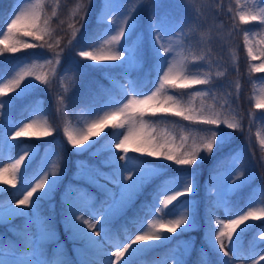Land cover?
Masks as SVG:
<instances>
[{"label":"snow or ice","instance_id":"snow-or-ice-1","mask_svg":"<svg viewBox=\"0 0 264 264\" xmlns=\"http://www.w3.org/2000/svg\"><path fill=\"white\" fill-rule=\"evenodd\" d=\"M20 3H24V0H20ZM111 0H102L103 6L106 8L110 5ZM261 4H264V0H260ZM38 5L26 4L23 8L17 6L12 14L3 22L0 26V35H4V30L7 28L8 34L11 35L12 30L17 28L18 25H27L23 35L32 37L33 42L28 43L19 37L12 43L11 47L7 49L0 48V55L5 52L16 53L23 49L33 48H53V45L45 40L46 36L50 37L48 31V19H42V14L38 11ZM136 9H128L125 12V18L115 30V34L110 37L108 43L118 45V50H109L101 55H94L91 52L81 50L79 56L86 57L96 64L84 65L83 67H77V62L69 61V67L67 71H76L80 76L85 74L86 68L91 67H112V64L99 63L104 62H119L116 67H120L130 70L136 64L144 58L143 49L141 46L135 48L129 47L127 44L128 39L131 36L136 24V17L132 15ZM55 15V13H53ZM131 17V21L129 19ZM246 17H250L251 20H259L264 25V8H261L259 14L241 12L239 14V20L245 21ZM100 21L98 20V23ZM150 27L154 30L153 35V57L156 61L154 70L156 71V82L159 87L152 93L151 96L138 90L139 86L133 87L132 85L124 86L119 85V82L114 83V87L121 88H133L135 95L131 99L127 100L122 107L117 108L114 112L105 113L103 120H107L109 116L115 117L117 114L124 117L119 124L120 128L124 127L125 122L131 124L135 121L136 117L131 114L134 107L139 104L146 103L148 100L156 98L157 94L164 91L165 85L169 82L175 84L176 81H185L181 84V87H188V83L196 85H208V91L211 92L214 87L211 73L204 77L200 76H185L181 74L183 69H174L168 59L169 49L163 48L159 43L161 40L160 32L163 31L159 24H152ZM19 31V29H17ZM8 36H5L7 39ZM247 38V36H246ZM124 40L122 44L121 41ZM71 44V41H69ZM90 46V44H89ZM248 54L255 59V54L252 52L251 47L248 49ZM55 62H60V53L55 54ZM46 63H53L52 60H46ZM35 65L22 68L16 75L7 80L6 73L0 69V93L5 90L14 92L13 96L8 98V101L0 100V110L14 106L15 101L23 99L26 95L39 87L37 81H42L47 84L48 81L42 75H37L32 68ZM165 68L167 69L165 71ZM259 71L260 69H256ZM11 70H9L10 72ZM162 73V75H161ZM33 77L25 82V77ZM110 80H114L109 75ZM205 93L197 91L195 95L200 96ZM138 96H143L144 99H137ZM174 100L173 96H168L160 106L150 108L152 112H170L172 107H175V115L182 116L185 120L202 124L206 127L201 131L207 133V135L201 137L198 142H194L193 145L183 152L177 154L175 151L168 150L169 140L167 138L158 139L155 136L147 135L140 143H138L134 149L137 153L147 154L148 156L155 157L157 160L171 161L175 165L189 166L195 169L198 162L205 159L207 156L213 153H222L219 160L216 162L215 170L213 171L208 181V196L210 199L205 203V216L207 224V232L210 235V244L207 245L209 250H214L215 256L211 264H232V258H239L242 254L241 248L238 242L241 239L242 234L246 229L250 227L247 223L250 219H260L264 216V209H260L261 215H257V209L252 208L243 214L236 213L235 218L228 216L227 222L217 219L213 223L215 216L214 209L224 205L227 206L228 197L230 193L238 190L245 181L252 175L249 173L246 176L244 170L230 171L236 163V158L231 156L230 152H225L228 149L232 136L236 130H243V124L241 122H233L232 120L222 118L221 114L201 106L199 111L192 107L182 108L179 105L164 106L167 101ZM257 109H264V98L258 99L256 102ZM91 111H98L96 108H92ZM0 115L4 117V120L8 119L7 113L0 112ZM142 118L143 113L141 112ZM264 119V113L260 116ZM103 120H94L91 124L87 125L86 130L73 131L69 127L63 129L67 136V141L70 143L77 152L88 151L96 145L97 141H92V144L84 147L86 142L92 137L98 136L104 129ZM111 123V121H108ZM99 125L98 130H94ZM223 125V126H222ZM33 124H24L23 128L18 131L14 130L16 126L10 129L9 133L5 135H12V139L16 137L27 136L29 133L25 132V128L32 127ZM3 127V121H0V128ZM231 130V132L229 131ZM51 134V130L44 127L39 133H32L33 136H48ZM117 136L116 140L109 141L106 146L102 145L100 150H107L111 153L109 158L101 162L103 167L110 169L109 172H103L96 165H90L85 161L77 160L75 162L77 168V179H83L86 183L95 184L104 193L105 200L102 202L99 208L92 209V215L95 217V221L92 219L84 218L81 208L76 204L73 199L72 193L76 191L75 186L69 185L65 189V193L62 197L61 203L63 205L62 216L65 230L71 234V238L80 242L81 247L76 249L77 252V264H137L138 260L147 256L148 253L154 252L156 247H162L166 242H170L175 239L174 236H168L164 233L157 231V228H166L167 233H177V229H180V233L194 230L197 226L199 205L191 199L194 193L193 184L186 181L185 176L173 177L168 180L161 181L151 194L153 200L152 204L153 215L155 211L161 206L168 209L174 201H177L179 197H188L187 202L180 201L184 209L187 211L179 214L175 219H168L166 222L157 221L153 219L149 225L147 220H144L143 224L138 227V231L141 234H137L133 237L129 236L125 242L121 243L118 239L113 238L112 230L109 225L112 223L115 217L120 215L131 203L139 196L145 187L149 185L155 177L158 175L152 166L143 165L142 162L136 164L140 167H129L128 146L129 140L133 133L131 128L127 135L123 132L114 133ZM119 136H123V139H119ZM261 144H264V139L261 140ZM201 153H204L202 156ZM97 153H92L95 156ZM26 151L24 155H21L19 159L15 160L14 164L9 165L13 171V180L16 179L15 173L20 170L22 161H25V156H28ZM34 155V154H33ZM31 156H29V162ZM120 161H124L121 164ZM28 167V163L25 164V168ZM238 167V166H237ZM67 169V160L64 161V170ZM146 169H150L146 171ZM0 171H8V169H0ZM82 171L88 172L87 175H81ZM42 175V178H40ZM191 179H194V174H189ZM97 177L102 178L106 183L101 184ZM63 178V172H52L51 177L47 172L34 173L33 177L28 178L23 174L21 175V185L24 194L22 198L10 200L6 207L0 205V223L5 218H12L15 216H25L26 223L24 227L23 243L9 244L7 245V255L9 259L3 258L5 256V244L0 240V264H69V261L65 258L63 252H58L55 249L51 252L45 251V245L47 242L55 238V231L52 225L51 217H44L40 215L41 203L47 199H51V194ZM8 184H12L13 181H6ZM113 187H109L108 185ZM179 185V186H177ZM81 192L85 190L81 189ZM35 194V196H34ZM89 197L91 194H87ZM162 196V199H161ZM54 210V205L51 206ZM175 215L173 209H168L165 215ZM35 224L37 226V234L33 235L30 231V226ZM99 225V227H97ZM147 228V230H145ZM239 229V232L237 231ZM235 237V238H234ZM99 238V239H98ZM227 239L228 243H225ZM259 244H264V231L257 235V238L253 241V248L256 246V241ZM156 242V243H153ZM113 246L114 251H108L107 246ZM60 245L57 242V248ZM21 249H25L31 252V258H19L16 253ZM195 250L194 243L184 242L181 250L176 254L175 264H189L188 257L191 256ZM227 258V259H225ZM251 264H264V248H262L256 255L251 258ZM192 264H206L205 256L203 252H197V259Z\"/></svg>","mask_w":264,"mask_h":264},{"label":"trees","instance_id":"trees-1","mask_svg":"<svg viewBox=\"0 0 264 264\" xmlns=\"http://www.w3.org/2000/svg\"><path fill=\"white\" fill-rule=\"evenodd\" d=\"M91 1L92 0H24L25 4L35 3V5H38L39 7L37 10L41 12L42 19L49 20L48 31L51 38L46 36L45 40L52 44L53 48H21V50L16 53L5 52L3 55H0V69L4 70L7 74L6 79L3 82L6 83L7 80L12 79L16 75L12 69L14 62L21 56L30 53L43 51H47L54 55L60 53V56L62 57V66L65 65L71 57L79 58L84 65L98 63L93 62L86 57L79 56V52L84 50L93 53L96 42L106 31V25L109 20L106 11L110 9L111 3L105 8L102 4V0H94V9L91 13V11L87 12L88 5L90 4L91 6ZM123 1L131 9H136V11L133 12V15L136 17V24L127 44L135 33H139L132 48H135L138 45L141 46L144 58L127 71L115 66L116 64H119V62L101 61L99 63H110L113 66L86 68V73H90L87 75L90 80H87L85 84H80V78L76 77L66 85L60 84L59 82L58 86L53 87V85H49L34 89L23 99L15 101L14 106L11 107L10 111L8 108L0 110V112L7 113L8 115V119L4 120L3 127L0 128V156L5 150H8L9 153H13L17 148L24 144H36L40 147V150H42L43 146H45L50 139L60 137L64 141L63 147L67 145L69 153L76 154L77 157H86L91 161L92 165H96L101 171L109 172L110 169L103 167L101 162L109 158L111 153L103 149L100 151L97 150L101 149L102 145L106 146L109 141L117 139V136L114 135V133L122 132L126 127V122L123 128L119 127L120 122L124 120L123 116L117 114L115 117L111 116L106 120L103 131H101L98 136H94L86 142L84 146L86 148L88 145L92 144V141L98 142L92 148L88 149V151L77 152V150L68 143L67 136L63 129L69 127L73 131H76L78 116L81 110L103 101L107 97L106 90H110L119 98H122L124 96V90L119 86L114 87L113 85L117 81L119 82V85H122L121 80L125 77L129 78L133 87L139 86V91L143 92L150 87L156 76V71L154 70L156 61L153 57L152 47L154 30L150 25L154 23L157 24V16L161 14H169L170 16L177 18L178 22L181 24V38L183 41L185 67L191 70H200L206 67L214 57L226 52L227 44L220 41L217 36L227 32L233 34V43L236 46L235 64L227 73V76L229 78L237 79L240 82L241 91L238 99L241 105V123L244 127L242 131L236 130L233 134L231 148L238 144H242L247 148L243 165H253L257 170L256 179L264 182V147L260 146L258 142L255 126V116L263 113L264 110L257 109L256 104L251 98L252 85L250 84V79L254 71L248 62V32L246 29L250 26L264 28V25H262L260 21L247 18L245 21H240L239 15H235L233 11V5L238 2L237 0H195L196 2L192 0ZM18 2H20V0H0V26H2L3 22L12 14L15 5ZM200 4L204 6V8L200 9ZM53 13H55V15H53ZM98 20L100 21L99 23ZM17 29H19V31H17ZM25 30L26 27H17L14 28L11 35H9L7 28H5L4 35H0V48L7 49L8 47H11L12 43L15 42L18 37L25 42L32 43V37L23 35ZM6 35L8 36L7 39H5ZM69 41H71V44H69ZM159 43L164 48L162 39ZM9 70L11 71L9 72ZM109 75H111L114 80H110ZM171 83H167L166 86L170 88L169 84ZM183 83H185V81H176L175 84H173L180 88L176 89L177 92L185 88L181 87V84ZM191 85L194 84L189 82L188 87ZM13 95L14 92L5 90L3 93H0V100L8 101V98ZM166 100L165 96L161 94L157 100L141 111L143 113L142 117L147 121L155 122V118L164 112H152L148 109L158 107ZM171 105V103L167 102L164 106ZM171 111L174 112L175 110L172 108ZM34 115L40 122L47 124V127L51 130V134L47 137H39L31 135L33 132H29V135L27 136L22 135L18 137L15 145L4 148L3 140L7 136L5 133H9L13 126H16L15 128L21 126L26 119L31 118ZM0 116L3 117L2 115ZM108 121H111V123H108ZM156 125L160 127L158 123H156ZM98 128L99 125H97L94 130H98ZM137 144L138 143L135 142L129 143L128 156L131 162H142L143 165L153 163L163 166V168L156 169L158 175L155 179L147 185L131 205L120 215L115 217L109 225L112 230V235L114 234L116 237L120 238L126 237L130 233L131 226L140 222L145 212L152 207L153 197L151 194L156 186L166 178L165 175L170 168L173 167L174 170H179L183 167L175 165L171 161L157 160V158L148 156L146 153H137L134 151ZM94 152L97 153L95 156L92 155ZM220 157L221 155L218 153H213L208 156L206 160L198 162V165L195 166V169L200 172L201 178L206 182V188L198 192L199 214L196 228L184 232L183 234L180 233V229H177V233H167L166 228H159L160 232L170 237L174 236L175 239L166 242L162 247H156L154 252H150L147 256L141 257L138 260V263L151 264L155 261L162 260L171 252L175 243L181 237L188 236L192 237L190 243H194L195 246V250L192 252L191 256L188 257L189 264H192V262L197 259V252H203L206 264H211L215 252L214 250L210 251L209 247H207V245L210 244V236L207 232L204 205L210 199L207 194L208 181L215 170L216 162ZM65 160L66 158L62 155L58 161V168L63 174L68 173L69 175L71 174L70 169L67 168L64 170ZM38 162V155L31 156L30 162L29 157H26L25 161L21 162L20 170L17 171L18 174H23L25 177L32 176ZM26 163H28L27 168H25ZM87 174L88 173L86 172H81V175ZM73 176L72 179L77 185H84L87 187L89 194H96V200L93 202V205L94 207L99 208L105 200L104 193L101 189L95 184L86 183L83 179L75 178L77 174ZM6 181H13V183L8 184ZM251 183L252 180L248 178L238 190L230 193L227 203L230 210H235L245 202L250 192ZM20 190L21 186L19 183L10 178L2 179L0 181V205L8 204L10 200H15L20 194ZM63 195L64 192H61V195L59 196L57 188H55L51 194V199L55 198V203L50 205L48 203V200L50 199L41 203L39 210L40 215L51 217L54 231L57 232V237L46 243L45 251L51 252L54 250L58 242L61 244L63 253L65 258L69 261V264H77L76 249L79 248L78 245L80 242L72 239L71 234L65 230L62 216L63 205L61 203ZM261 198L264 205V194ZM53 205L55 206L54 210L51 207ZM175 205L176 203L169 205L168 209L174 208ZM168 209H166L165 212H167ZM216 209H214L215 216L213 223L216 220ZM257 215H261L260 211L257 212ZM25 223V216H15L12 218L6 217L5 220L0 223V240L4 242L6 247V240H10L13 244L17 245L23 243ZM261 223H264V216H261L260 219H250L248 221L250 227L245 230L238 242L242 252L248 248V241L255 233L257 226ZM32 230L31 225V233ZM237 231L239 232V229ZM262 245L264 244H259L257 241L254 248L253 246H249V248L252 249L250 253H253ZM21 250L28 252V250L25 249Z\"/></svg>","mask_w":264,"mask_h":264},{"label":"rangeland","instance_id":"rangeland-1","mask_svg":"<svg viewBox=\"0 0 264 264\" xmlns=\"http://www.w3.org/2000/svg\"><path fill=\"white\" fill-rule=\"evenodd\" d=\"M154 1H158V0H154ZM192 1L196 2L195 0ZM237 1L238 2L234 3L233 5L234 6L233 11L235 15H239L241 12H245V13L251 12L254 14H259L261 8H264V4H261L260 0H237ZM30 4L35 5V3H30ZM25 5H26L25 3L18 2L15 5L14 10L16 9L17 6L23 8ZM199 8L202 9L204 8V6L200 4ZM93 9H94V0L91 1V6L90 4L88 5L87 12L91 11L92 13ZM128 9L131 8L128 7L123 0H111V7L108 11H106V15L109 17V20L107 22L108 24L106 25V31L103 33V36L96 42L95 47L93 49L94 55H101L113 49L118 50L119 48L118 45H115L113 43H108V41L110 40V37L115 34L116 27L120 23H122L123 19L125 18L124 14ZM246 18L251 19L250 17H246ZM129 19L131 21L130 16ZM156 20L160 28L163 29V31L160 32V36L164 48L169 49V53L167 55L169 62L173 66V68L174 69L182 68L183 72L181 74L185 76L204 77L209 73H211L214 87L212 88V91L209 92L208 85L194 84L189 87H185L184 89H181L179 92H177L176 89H180V88L174 86L173 83L169 82L171 83L169 84L170 88L167 87L166 84L164 91L160 94H157L155 99L148 100L146 103L139 104L134 107V110L131 111V114L134 115L136 119L131 124L126 122V127L122 130V132L124 133V135H127L129 129L131 128L133 135L130 138L129 143L132 142L139 143L149 134L157 137L158 139L167 138L169 140L168 150L175 151L177 154H182L183 152L188 150L193 145L194 142H198V140L201 137L207 135L206 132L201 131V129L206 126L196 122L185 120L182 116L175 115V111H176L175 107H172L175 110L174 112L171 111L169 113H163L158 115L155 118V122L147 121L143 117L141 118L139 113L149 104L157 100L161 94H163L166 99L168 96L174 97V100L167 101L172 105L174 104L179 105L182 108H187L190 106L196 109L197 112L199 111L201 106H204L205 108H208L210 110H213L221 114L222 118L232 120L233 122H240L241 105L238 99L241 91L240 82L237 79L229 78L228 76H226V74L235 64L234 59L236 56V46L233 43V34L231 32L223 33L217 36V38L220 41H223L224 43L227 44V51L214 57L206 67L200 70H191L185 67L183 41L181 38L182 27L181 24L178 22V19L170 16L169 14H161L157 16ZM17 27L24 28L27 27V25H18ZM246 29L248 32L247 49L251 47L252 52L255 54V59H253V57L249 55L248 62L250 63V66L254 71L250 79V84L252 85L251 98L253 102L256 104L258 99L264 98V28L250 26L247 27ZM137 35H139V33H135V35L132 36L131 40L128 43L129 47H132L134 45V42L137 40ZM121 43L122 44L124 43L123 40L121 41ZM46 60H52L53 63L48 64L46 63ZM70 60L77 62V67L84 66V63L79 58L71 57L69 61ZM69 61L66 63L65 66H62L61 56H60V62L56 63L54 54H49V52L43 51V52L30 53L21 56L14 62L12 69L15 73H17L22 68L35 65V67L32 68V71H34L37 75L44 76V78L48 81L47 84L43 83L42 81H37L36 83L39 85L38 88L46 87L49 85H53V87L58 86L59 81L60 84L62 83L66 85L69 84L76 77L80 78V84H85L87 80H90L89 77L87 76L90 73H86V69H85V74L83 76H80L76 71H67L66 69H68L69 67ZM258 68L260 69L259 71L256 70ZM166 70L167 69L165 68V71ZM29 79H33V77H27V76L25 77V81ZM121 84L124 86H128L131 85V82L129 81L128 78L125 77L121 80ZM157 87H159V84L156 82V76H155L152 81V84L150 85V87L144 90V93H147V95L151 96ZM122 89L124 90V96L122 98H119L115 93L111 92L110 90H106L107 97L103 101L81 110L78 116L76 131H80L81 129L86 130L87 125L91 124L92 121L94 120H98V121L103 120L105 113L114 112L117 108L122 107L124 103H127L128 99H131L132 96L135 95V91L133 90V88H122ZM197 91L205 94L197 96L195 95ZM137 99L143 100L144 97L138 96ZM92 108H96L98 109V111L93 112L91 111ZM261 114L255 116V126L258 136V142L260 146L264 147V144H261V140L264 139V119L260 118ZM110 117L111 116H109L108 119ZM0 121H3L4 123V119L1 116H0ZM105 121L106 120H103V123H105ZM156 123H158L160 127H158ZM24 124H33L32 127L24 129V131L27 133L29 132L39 133L44 127H47L46 123L44 124L40 122L39 119L36 118V116L34 115L33 117L26 119L21 126H18L14 130L18 131L20 128L24 127ZM52 139H50L49 142L45 146H43L42 150H40V147H38L36 144L31 146L22 145L21 147L17 148L13 153H9L8 150H5V152L0 157V169H8V171H0V181L5 178H10L11 180H13V171L9 167V165L14 164L15 160L19 159L21 155H24L26 151L28 152L29 155L25 156V158L35 155L39 156V162L34 173L47 172L50 175V177L52 172H60L58 168V161L60 157H62V155L68 161L67 168H72L77 170L75 164L77 160L85 161L88 164L92 165L91 161L86 157H77L76 154L69 153L67 145L63 147L64 141L60 137H57L53 140ZM119 139H123V136H120ZM17 140L18 137H16L15 140H13L12 135H7L3 140L4 148L15 145ZM230 150H231V144L228 149H225V152H229ZM246 153H247V148L245 146L241 145L235 147L231 153V156L236 158V163L229 170L230 171L244 170L246 176L249 173H251L252 175L250 176V178H255L256 180L257 177L256 168L251 164L248 166L243 165V160ZM218 154L222 155V153H218ZM201 155H204V153H201ZM207 157L203 159L201 162L206 160ZM121 163L124 164V161H121ZM148 165L152 166V169L155 170L159 168H163V166H159L153 163ZM140 166L141 165L133 163L129 160V167H140ZM148 170L150 169H146V171ZM82 172H86V171H82ZM70 173L72 174V171ZM71 174L69 175L67 174L66 177L63 175L64 177L60 180L59 184L57 185L58 187L57 191L59 195L61 194V192L65 193V189L69 185L75 186L76 191L72 193L74 201L81 208V212L84 218L92 219L93 221H95V217L92 215V211H91L92 209L96 208L93 205V202L95 200V193H91V196L89 197L87 195L89 194L87 187H85L84 185H77L74 182V180L71 178ZM189 174H194L195 175L194 179H191ZM33 175L28 178L33 177ZM15 176L16 179L14 181L19 183L21 186L20 194L17 198H22V195L24 194V190H22L21 179H20L21 175L18 174V172H16ZM183 176H185L187 182L193 184L194 193L192 194L191 199L195 200L198 203L199 202L198 192L206 188V182L201 178V174L198 170L192 169L189 166H183L179 170H174L173 167H171L170 170L166 173L165 175L166 178H164V180H168L169 178H173V177L179 178ZM40 178H42V175ZM97 179H99L101 184L106 183V181H104L100 177H97ZM108 186L113 187L110 184ZM81 189L85 191L81 192L80 191ZM263 193H264V182L262 180H259L253 184L248 198L237 209L230 210L228 205L227 206L221 205L217 207L216 219L224 220L226 223L229 215H231V218H235L236 213L243 214L244 212L249 211L252 208L257 209V212H259V210L263 209L264 207L261 198V195ZM188 199H189L188 197L178 198V200L176 201V205L174 206V208H172L175 212V215L172 214L165 215L166 209L163 208V206H161L158 210H156L155 215H153V211H154L153 207L149 208L146 211L145 216H143V218L141 219V221L132 226L131 232L125 238L116 237L114 234L112 235L113 238L118 239L121 243H123L126 241V239L129 236L134 238L135 235L141 234L137 229L139 226L143 224L144 220H147L148 224L150 225L153 219L157 221L166 222L168 219L177 218L179 214H182V212L187 211V209H184L183 205L180 204V201L187 202ZM53 203H55L54 198L49 200V204H53ZM154 203L155 201L153 200V204ZM3 206L6 207L7 204H3ZM97 227H99V225H97ZM145 230H147V228H145ZM156 230L159 231V228H157ZM262 231H264V223H261L257 226L255 233L248 241V248L242 252L239 258H233V264H251L250 258L253 255H256L262 248H264V245H262L253 253H250L252 249L249 248V246H253L254 239L257 238V235ZM32 234L33 235L37 234V226L35 224H33ZM56 236L57 233L55 232V238ZM185 241H188L190 243L192 241V237H188V236L181 237L175 243L171 253L167 257L152 264H174L176 254L181 250ZM225 243L226 244L228 243L227 239H225ZM9 244H13V243L10 240H6V245ZM78 247L80 248L81 245H79ZM107 247H108V251L115 250V248L111 245ZM55 250L58 252H62L61 246L57 248L56 245ZM7 252H8V248L6 247L5 256L3 257L5 259L10 258L7 255ZM16 256L19 258H31V252L30 251L24 252L20 250L16 253ZM137 264L140 263L137 262Z\"/></svg>","mask_w":264,"mask_h":264}]
</instances>
